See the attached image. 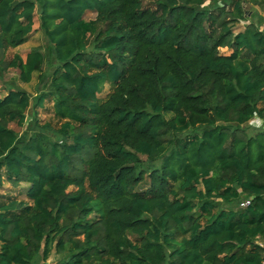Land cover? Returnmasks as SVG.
<instances>
[{
    "label": "trees",
    "instance_id": "obj_1",
    "mask_svg": "<svg viewBox=\"0 0 264 264\" xmlns=\"http://www.w3.org/2000/svg\"><path fill=\"white\" fill-rule=\"evenodd\" d=\"M149 1L0 0V264H261L264 0Z\"/></svg>",
    "mask_w": 264,
    "mask_h": 264
},
{
    "label": "rangeland",
    "instance_id": "obj_2",
    "mask_svg": "<svg viewBox=\"0 0 264 264\" xmlns=\"http://www.w3.org/2000/svg\"><path fill=\"white\" fill-rule=\"evenodd\" d=\"M149 2H150L149 0H144L145 5L146 4L151 5V2L150 3ZM219 3L223 4V1L221 0L219 1ZM244 8L247 10L248 19L245 21H241L237 25L236 30L238 31L240 29H243L244 26L250 21L260 23L259 24L260 27L264 29V7H261L259 5H251L249 3H244ZM86 17L88 19L94 18L96 17V14L94 12H88ZM45 43H46V38L43 35L42 31L39 29V21H38L37 12H36L34 31L31 33L28 40L23 45L15 49H11L8 52L7 57L11 58L16 52H19L23 57H26L27 53L30 51L31 48L39 46V45H45ZM220 51L225 54H229L231 52V50L228 48H221ZM17 76H18V70L13 69V68L7 70L5 72L3 79L0 78V86L3 87L5 82L8 84L12 83V86L23 87L27 89L33 96H35L36 90L39 86L38 75L36 74L30 83H23L20 80L14 79L15 77L17 78ZM47 78L48 77H46V79ZM110 90H111V85L106 84L103 92L100 93V96L105 97L107 93H109ZM4 92L5 91L3 89V93ZM38 112H39V118L42 122H50L55 127H59L61 125L62 121L58 120L54 116L53 104L51 100H47L45 102L44 107L39 108ZM30 120H31V111H28L27 123ZM248 124L253 128H260V127H264V120L256 116L251 121H249ZM10 127L14 128L19 133H22L23 130L25 129L24 127L18 125L16 122L10 123ZM26 186H27V183L25 182L13 184L7 180L4 181L3 184L0 185V201L7 199L9 195L12 197L19 198V199H26L27 198L26 197ZM71 189H75V188L70 187V190ZM56 261H57V255L53 253L51 257L46 261H43L40 257H38L35 261V264H54Z\"/></svg>",
    "mask_w": 264,
    "mask_h": 264
},
{
    "label": "built area",
    "instance_id": "obj_3",
    "mask_svg": "<svg viewBox=\"0 0 264 264\" xmlns=\"http://www.w3.org/2000/svg\"><path fill=\"white\" fill-rule=\"evenodd\" d=\"M249 201H246L245 203H243V205L247 204ZM262 245L264 246V243H262ZM261 264H264V256L262 258Z\"/></svg>",
    "mask_w": 264,
    "mask_h": 264
}]
</instances>
